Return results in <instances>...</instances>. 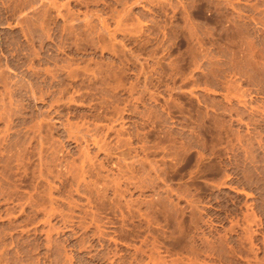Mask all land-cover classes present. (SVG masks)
Listing matches in <instances>:
<instances>
[{
    "label": "rangeland",
    "instance_id": "1",
    "mask_svg": "<svg viewBox=\"0 0 264 264\" xmlns=\"http://www.w3.org/2000/svg\"><path fill=\"white\" fill-rule=\"evenodd\" d=\"M0 264H264V0H0Z\"/></svg>",
    "mask_w": 264,
    "mask_h": 264
}]
</instances>
